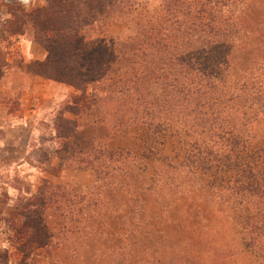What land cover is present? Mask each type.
<instances>
[{
    "label": "trees",
    "instance_id": "1",
    "mask_svg": "<svg viewBox=\"0 0 264 264\" xmlns=\"http://www.w3.org/2000/svg\"><path fill=\"white\" fill-rule=\"evenodd\" d=\"M28 32L18 69L73 90L57 167L91 179L0 199V264H264V0L6 4L0 42Z\"/></svg>",
    "mask_w": 264,
    "mask_h": 264
},
{
    "label": "rangeland",
    "instance_id": "2",
    "mask_svg": "<svg viewBox=\"0 0 264 264\" xmlns=\"http://www.w3.org/2000/svg\"><path fill=\"white\" fill-rule=\"evenodd\" d=\"M138 1L144 2L146 0ZM44 2L45 0H0V15L2 17H6V4L20 5L28 8L31 6H41ZM115 28L116 27L109 28L110 32L113 31V29L116 31ZM31 37L32 36L28 32L17 38L13 37L9 43L0 42V109L8 106L10 101L11 109L13 110L18 108L20 105L19 96L23 90V86L27 83L28 76L30 75L23 74L21 70L18 69L17 63L23 59V56L20 51L13 50L15 49L16 44L20 43L22 40L31 39ZM8 51L10 54L9 56L6 55ZM23 75L26 76L25 80L23 79ZM72 92L73 90L71 89V92L68 94V101ZM58 93L59 95H66V91H59ZM58 109L59 108H57V110ZM53 118V116L49 117L47 122H43L44 125H39L38 122V127L26 149L21 146L7 149L8 154H12L10 161L14 160L0 164V199L6 197L7 205L13 204L19 196L28 195L34 192L38 183L43 178H47L57 184L71 183L82 188L89 185L91 179L90 173L84 171L58 169L57 160L54 155L57 142L53 138ZM6 133V126L1 127L0 125V144H4L6 142ZM17 134L18 137H20L19 144L22 145L23 143L24 145L27 139V134L21 131L20 133L16 132L14 135ZM111 144L114 146L130 145L132 144V137L117 136L111 140ZM173 147V142H168L162 146V149L165 153H172ZM20 158H22L21 163L18 162ZM3 184L8 186L7 191L2 189ZM2 216L3 214L0 213V218ZM4 232L5 227L1 224L0 249L8 247ZM238 260H240L243 264L247 263L246 259L242 257H237V261ZM8 264L18 263L16 259L12 257Z\"/></svg>",
    "mask_w": 264,
    "mask_h": 264
},
{
    "label": "crops",
    "instance_id": "3",
    "mask_svg": "<svg viewBox=\"0 0 264 264\" xmlns=\"http://www.w3.org/2000/svg\"><path fill=\"white\" fill-rule=\"evenodd\" d=\"M20 51L24 62L42 61L46 57V50L36 43L33 38L22 40L16 44L13 51ZM24 76V80L26 76ZM59 91H66V95H59ZM71 87L51 81L40 76H28V80L19 96L20 105L15 110L11 109L9 99L8 106L0 109V125L6 126V139L0 144V164L11 162L12 154L7 149L21 146L26 149L39 125H44L49 117H54L58 110L68 102V94ZM13 100V99H12ZM61 105V106H60ZM57 108H59L57 110ZM56 111V112H55ZM42 122V123H41ZM21 131L27 134L26 142L19 144L20 137L14 135ZM22 162V158L18 161ZM17 163V162H15ZM2 189L7 191V185L3 184Z\"/></svg>",
    "mask_w": 264,
    "mask_h": 264
}]
</instances>
